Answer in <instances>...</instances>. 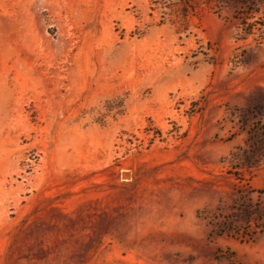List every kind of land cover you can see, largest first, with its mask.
<instances>
[{
    "label": "rangeland",
    "instance_id": "1",
    "mask_svg": "<svg viewBox=\"0 0 264 264\" xmlns=\"http://www.w3.org/2000/svg\"><path fill=\"white\" fill-rule=\"evenodd\" d=\"M258 7L0 0V264H264Z\"/></svg>",
    "mask_w": 264,
    "mask_h": 264
},
{
    "label": "trees",
    "instance_id": "2",
    "mask_svg": "<svg viewBox=\"0 0 264 264\" xmlns=\"http://www.w3.org/2000/svg\"><path fill=\"white\" fill-rule=\"evenodd\" d=\"M155 4H158V5H161V7H168L169 5L170 6H177L183 16L185 17V19L188 17V14L191 12V11H194L196 9V7L201 4L202 2H210V1H213V0H153ZM229 2H235V4H238V3H253L255 5H259L260 7H258L257 10H253L252 11V14L253 12H261V9L264 5V0H228ZM262 6V7H261ZM245 18H248L249 16H247L246 14L243 15ZM253 31V29L251 28L248 32V34H251Z\"/></svg>",
    "mask_w": 264,
    "mask_h": 264
}]
</instances>
